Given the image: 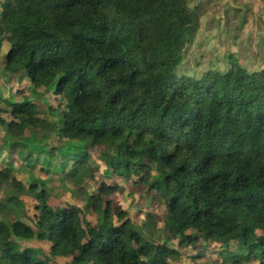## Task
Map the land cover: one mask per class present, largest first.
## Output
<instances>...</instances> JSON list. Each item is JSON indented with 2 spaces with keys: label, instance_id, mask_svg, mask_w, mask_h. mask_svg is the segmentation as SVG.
<instances>
[{
  "label": "trees",
  "instance_id": "16d2710c",
  "mask_svg": "<svg viewBox=\"0 0 264 264\" xmlns=\"http://www.w3.org/2000/svg\"><path fill=\"white\" fill-rule=\"evenodd\" d=\"M232 3L235 38L247 7ZM198 5L0 0L4 77L38 98L0 97L2 144L78 195L51 204L42 180L1 168L0 264H264V70L232 58L187 76ZM121 185L161 219L114 206Z\"/></svg>",
  "mask_w": 264,
  "mask_h": 264
},
{
  "label": "rangeland",
  "instance_id": "374dc122",
  "mask_svg": "<svg viewBox=\"0 0 264 264\" xmlns=\"http://www.w3.org/2000/svg\"><path fill=\"white\" fill-rule=\"evenodd\" d=\"M234 1L238 5L247 7L245 14L246 23L242 27L241 33L235 36V38L232 34L237 24L234 21L236 12L229 9V5H233L232 2ZM195 3L200 5H198V10L201 18L198 33L191 41L183 57L182 71H185L187 76H198L199 73L210 69L225 70L229 59L231 60L232 58H235L238 64L243 66L247 71L264 70V15H262L261 0H195ZM0 57H3L2 53ZM1 58L0 97L9 98L14 102H20L21 98L36 99L37 97H34V93L30 91L26 79L18 83L14 80L5 79ZM39 98V104L42 107H47V105L54 107L59 103L61 104L59 111L63 110L64 103L61 99L58 98V102L55 103V100H53L55 98L50 94ZM2 119L10 120L7 114L3 115ZM4 135L5 132L0 126V169L5 166L11 167L16 178L25 184H29L31 178L42 180L45 189H48L52 196L51 204L58 203L61 199L67 200L68 203H73L72 194L77 197L78 195L72 184L58 181L52 176L53 174L51 175V172H48L50 180H47V177L39 174L35 169L34 171L22 169L21 161L17 156L19 146L7 151V148L2 144ZM59 143L62 144L61 141ZM52 144L55 145V141ZM91 165L96 168L99 167L100 170L102 169L99 161L94 160ZM50 166L55 167L56 164L52 163ZM40 184L37 183L38 188ZM108 184H111V182H108ZM92 189H94V186L89 185L87 192L93 191ZM55 195H60L59 198L61 199L58 197L56 199ZM110 199L114 202V206H119L127 212L128 216L136 218L140 223H142L147 211L154 212L155 216L161 219V207L158 208L155 202L144 196L142 191H135L129 194L126 187L121 185L119 191L114 193ZM84 205H86L85 201ZM85 214L88 219L92 217V214L88 211ZM211 258H214V256ZM181 264L192 263L185 260ZM254 264H257V261Z\"/></svg>",
  "mask_w": 264,
  "mask_h": 264
},
{
  "label": "crops",
  "instance_id": "0c3cea01",
  "mask_svg": "<svg viewBox=\"0 0 264 264\" xmlns=\"http://www.w3.org/2000/svg\"><path fill=\"white\" fill-rule=\"evenodd\" d=\"M4 47H2V49H3Z\"/></svg>",
  "mask_w": 264,
  "mask_h": 264
}]
</instances>
